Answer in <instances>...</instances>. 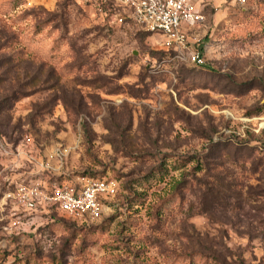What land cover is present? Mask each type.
Returning <instances> with one entry per match:
<instances>
[{"label": "rangeland", "instance_id": "1", "mask_svg": "<svg viewBox=\"0 0 264 264\" xmlns=\"http://www.w3.org/2000/svg\"><path fill=\"white\" fill-rule=\"evenodd\" d=\"M219 4L180 56L95 0H0V264H264V0ZM20 174L117 194L15 216Z\"/></svg>", "mask_w": 264, "mask_h": 264}, {"label": "built area", "instance_id": "2", "mask_svg": "<svg viewBox=\"0 0 264 264\" xmlns=\"http://www.w3.org/2000/svg\"><path fill=\"white\" fill-rule=\"evenodd\" d=\"M95 3L120 25L129 18L147 31L163 36L166 48L180 56L188 51V30L204 21L193 0H95ZM189 60L194 64L203 63L199 53H189ZM1 153L12 155L4 145ZM20 175L7 181L8 190L4 195L6 205L15 216L46 207L56 209L78 224H89L102 216L105 203L117 194L116 182L108 177L77 176L44 188Z\"/></svg>", "mask_w": 264, "mask_h": 264}, {"label": "crops", "instance_id": "3", "mask_svg": "<svg viewBox=\"0 0 264 264\" xmlns=\"http://www.w3.org/2000/svg\"><path fill=\"white\" fill-rule=\"evenodd\" d=\"M222 0H193V3L195 5V8L197 11H200L202 10V5H206V4H212L214 7L217 6V5H220L219 3L221 2ZM15 177V176H14ZM13 177V178H14Z\"/></svg>", "mask_w": 264, "mask_h": 264}, {"label": "trees", "instance_id": "4", "mask_svg": "<svg viewBox=\"0 0 264 264\" xmlns=\"http://www.w3.org/2000/svg\"><path fill=\"white\" fill-rule=\"evenodd\" d=\"M93 177V176H92ZM100 178H102V177H100Z\"/></svg>", "mask_w": 264, "mask_h": 264}]
</instances>
